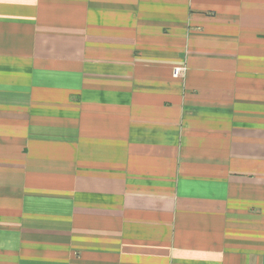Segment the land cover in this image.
<instances>
[{"label": "crops", "instance_id": "1", "mask_svg": "<svg viewBox=\"0 0 264 264\" xmlns=\"http://www.w3.org/2000/svg\"><path fill=\"white\" fill-rule=\"evenodd\" d=\"M0 264H264V0H0Z\"/></svg>", "mask_w": 264, "mask_h": 264}, {"label": "built area", "instance_id": "2", "mask_svg": "<svg viewBox=\"0 0 264 264\" xmlns=\"http://www.w3.org/2000/svg\"><path fill=\"white\" fill-rule=\"evenodd\" d=\"M185 70H186V67H176V68L174 69V73H175V75H179V74L184 73Z\"/></svg>", "mask_w": 264, "mask_h": 264}]
</instances>
